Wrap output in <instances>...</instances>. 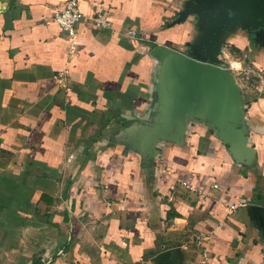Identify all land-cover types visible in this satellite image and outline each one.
Segmentation results:
<instances>
[{"label": "crops", "instance_id": "obj_1", "mask_svg": "<svg viewBox=\"0 0 264 264\" xmlns=\"http://www.w3.org/2000/svg\"><path fill=\"white\" fill-rule=\"evenodd\" d=\"M239 1L79 0L72 38L65 0H0V264H264V0ZM157 45L240 65L246 149L152 140Z\"/></svg>", "mask_w": 264, "mask_h": 264}, {"label": "water", "instance_id": "obj_2", "mask_svg": "<svg viewBox=\"0 0 264 264\" xmlns=\"http://www.w3.org/2000/svg\"><path fill=\"white\" fill-rule=\"evenodd\" d=\"M213 42L214 38L207 47L211 60ZM152 54L161 61L157 82L159 105L150 122L152 140L179 141L191 120H200L209 123L234 152L246 149L249 129L243 94L226 65L164 45H157Z\"/></svg>", "mask_w": 264, "mask_h": 264}, {"label": "built area", "instance_id": "obj_3", "mask_svg": "<svg viewBox=\"0 0 264 264\" xmlns=\"http://www.w3.org/2000/svg\"><path fill=\"white\" fill-rule=\"evenodd\" d=\"M85 14L80 8L79 0H65V4L62 8L56 9L51 18L59 24L62 30H64L68 36L74 38L76 36L77 27L84 19ZM95 26L97 28H109L112 22L109 15L106 12L100 11L91 16ZM227 69L236 77L237 81H241L245 74L240 65L229 64L226 65ZM246 204V201H242L239 205ZM236 205H231L230 209H235ZM262 257L264 260V249L262 250Z\"/></svg>", "mask_w": 264, "mask_h": 264}, {"label": "rangeland", "instance_id": "obj_4", "mask_svg": "<svg viewBox=\"0 0 264 264\" xmlns=\"http://www.w3.org/2000/svg\"><path fill=\"white\" fill-rule=\"evenodd\" d=\"M253 86H252V94H253V96L251 97V98H253L254 96H257V94H258V92H259V79H255V80H253Z\"/></svg>", "mask_w": 264, "mask_h": 264}]
</instances>
